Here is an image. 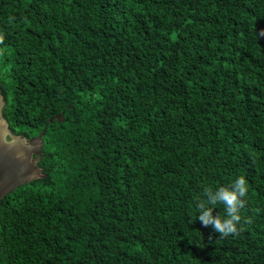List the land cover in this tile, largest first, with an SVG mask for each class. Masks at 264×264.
<instances>
[{
	"label": "trees",
	"instance_id": "trees-1",
	"mask_svg": "<svg viewBox=\"0 0 264 264\" xmlns=\"http://www.w3.org/2000/svg\"><path fill=\"white\" fill-rule=\"evenodd\" d=\"M261 31L264 0H0L4 118L45 130L44 177L0 202V264H264ZM239 176L219 238L195 201Z\"/></svg>",
	"mask_w": 264,
	"mask_h": 264
},
{
	"label": "water",
	"instance_id": "water-1",
	"mask_svg": "<svg viewBox=\"0 0 264 264\" xmlns=\"http://www.w3.org/2000/svg\"><path fill=\"white\" fill-rule=\"evenodd\" d=\"M1 99L0 97V101ZM1 107L0 104V115ZM60 118L58 115L51 118L50 122ZM8 126L6 120L0 121V202L19 187L44 177L38 163L43 156L45 130L37 137L27 140L12 134ZM8 136L11 141L7 140Z\"/></svg>",
	"mask_w": 264,
	"mask_h": 264
},
{
	"label": "clouds",
	"instance_id": "clouds-1",
	"mask_svg": "<svg viewBox=\"0 0 264 264\" xmlns=\"http://www.w3.org/2000/svg\"><path fill=\"white\" fill-rule=\"evenodd\" d=\"M261 36H264V31L258 33V37ZM3 41L4 36L0 35V44ZM2 54L3 49H0V55ZM248 192V181L244 176H239L230 186H220L216 189L205 186L195 201L198 211L195 220L198 219L204 227L211 226L214 232L219 233V238L239 235L241 210L246 206L247 201L244 198ZM217 205H223V214H214Z\"/></svg>",
	"mask_w": 264,
	"mask_h": 264
},
{
	"label": "flooded vegetation",
	"instance_id": "flooded-vegetation-1",
	"mask_svg": "<svg viewBox=\"0 0 264 264\" xmlns=\"http://www.w3.org/2000/svg\"><path fill=\"white\" fill-rule=\"evenodd\" d=\"M0 97L2 98L1 99V101H0V104H1V115H0V121H2L3 119L4 120H6L5 118H4V113H5V108H6V100H5V98H4V95L3 94H1V92H0ZM6 122H7V120H6ZM8 129L11 131V133L12 134H14V135H16L14 132H13V130H11V128H10V126H8ZM17 136H19V135H17ZM22 137V136H21ZM31 139V138H30ZM30 139H27V140H30ZM7 140L8 141H11V137L10 136H8L7 137ZM36 158V156L34 157V159ZM38 166H39V163H38Z\"/></svg>",
	"mask_w": 264,
	"mask_h": 264
}]
</instances>
